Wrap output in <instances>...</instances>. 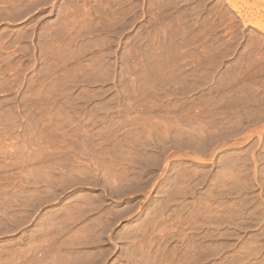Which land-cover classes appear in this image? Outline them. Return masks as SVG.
Instances as JSON below:
<instances>
[{
  "label": "rangeland",
  "instance_id": "rangeland-1",
  "mask_svg": "<svg viewBox=\"0 0 264 264\" xmlns=\"http://www.w3.org/2000/svg\"><path fill=\"white\" fill-rule=\"evenodd\" d=\"M0 264H264V0H0Z\"/></svg>",
  "mask_w": 264,
  "mask_h": 264
}]
</instances>
